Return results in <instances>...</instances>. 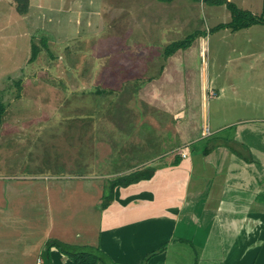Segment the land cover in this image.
Returning a JSON list of instances; mask_svg holds the SVG:
<instances>
[{"label": "rangeland", "instance_id": "1", "mask_svg": "<svg viewBox=\"0 0 264 264\" xmlns=\"http://www.w3.org/2000/svg\"><path fill=\"white\" fill-rule=\"evenodd\" d=\"M210 1L30 0L22 16L15 0H0V95L7 108L0 135V219L6 210V216L35 225L46 219L50 196L56 222H76L70 235H94L96 196L84 192V181L147 170L146 161L162 153L208 145L206 138L189 144L204 127L202 107L210 130L224 121V109L227 123L261 126L250 121L259 113L254 105L235 112L224 96L211 95L222 96L233 85L252 104L264 102V94H253L264 89V24L216 29L232 14ZM227 1L263 12V0ZM247 51L254 58L236 60ZM227 57L235 60L227 63ZM204 75L209 108L202 102ZM67 182L77 185L61 190ZM52 232H59L57 223ZM4 237L0 252L10 255ZM177 246L171 244L167 264H224L223 248L215 247L208 259L186 244ZM101 258L99 264H110ZM27 264H36L35 256Z\"/></svg>", "mask_w": 264, "mask_h": 264}, {"label": "crops", "instance_id": "2", "mask_svg": "<svg viewBox=\"0 0 264 264\" xmlns=\"http://www.w3.org/2000/svg\"><path fill=\"white\" fill-rule=\"evenodd\" d=\"M248 53L250 51L239 53L235 58H254V53L247 56ZM234 60L227 57L226 62L233 63ZM238 63L243 64L241 61ZM209 84L204 75L201 94L202 102L208 108L211 94ZM236 89L239 90L233 85L224 87L222 96H211L214 99L224 96L223 100L230 102L231 110L235 112L254 105L259 113L250 121L261 126H238L240 121L227 123L228 110L224 109V121L220 120L210 130L208 113L202 107L204 127L200 135L189 139V144L208 139L216 144L208 154L206 149L210 147L209 144H201L199 149L195 147V151L188 149L189 145L186 149L178 147L146 161V164L150 163L147 170L152 172L151 179L128 187H116L114 200L107 207L102 204L105 186L110 179L93 177L84 181V192L96 196V206L93 207L96 212L92 214L97 225L96 228L92 227L96 229L94 235L85 232L77 236L70 235L69 229L76 222L67 218L56 222L55 200L51 202L50 196L46 219L43 217L41 223L35 222V225L18 221L15 216L8 217L6 210L3 211L0 242L5 236L3 239L8 247L4 252L9 251L10 255L0 252V264H13L12 261L18 259L23 261L22 264H27L33 256L36 264H44L42 253L50 240L92 252L97 250L98 254L100 251L110 264H144L147 256L162 248L163 252L151 258L147 264H167L171 244L176 250H179L177 245L186 244L208 259L215 256V247L223 248L224 264L230 262L232 255L235 260L230 264H264V102L252 104L242 98V92L237 93ZM257 92L264 94V89H256L253 94ZM206 126L211 132L210 139L204 136ZM235 126L237 130L230 134L228 130ZM224 140L229 145L242 142L246 149L238 148L233 152L220 143ZM182 152H187L186 159L182 157ZM133 170L129 168L117 175L122 176ZM69 185L75 187L77 182L61 184V190ZM37 187L33 189L36 191ZM55 223L59 232L54 235L52 230ZM37 230L41 233H36ZM46 231L51 234H45ZM50 255L52 264H72L56 247L51 249ZM15 256L18 258L14 259Z\"/></svg>", "mask_w": 264, "mask_h": 264}, {"label": "trees", "instance_id": "3", "mask_svg": "<svg viewBox=\"0 0 264 264\" xmlns=\"http://www.w3.org/2000/svg\"><path fill=\"white\" fill-rule=\"evenodd\" d=\"M15 1H16V8L18 14L22 16L27 15L30 9V0H15ZM159 1L170 3L173 0H159ZM193 1L202 2L203 0H193ZM210 2L214 5H223V6L225 5L232 14V20L230 23L224 24L222 26H218L216 29L224 28V29H231L233 31H240L244 29H249L255 25L264 24V0H263V12L260 16L255 15L250 11L242 10L236 4L229 2L227 0H212ZM197 37H200V35H197ZM178 45L179 47H185V44H178ZM36 50L38 49L35 47L34 58L36 57V52H37ZM6 114H7V108L0 95V135ZM220 143L224 144L225 147L231 148L233 152L237 151L236 149L237 147H240L242 149L244 148L243 144L238 142L230 143L229 145V143H227L224 140V141H220ZM214 144L211 142L209 143L208 146L210 147H207L206 154H208V151L210 152L212 150ZM151 177H152V172H148V170L138 169L131 171L127 174H124L122 176H118L110 179L109 184L105 186V193L103 197L104 200L103 205L105 204L104 207H107L108 203L114 200L113 195L116 187L118 186L128 187L134 183H139L142 180L145 179L149 180L151 179ZM54 247H56L63 255L68 257L72 261V264H99L102 261L101 256L104 255L100 251L99 254L93 253L89 249H82L77 246H71L60 242H56L54 240H50L46 243L42 253V259L45 262L44 264H52L50 252L51 249ZM163 250L164 248L156 252H152L149 256L145 258L144 263H147L151 258L163 252Z\"/></svg>", "mask_w": 264, "mask_h": 264}, {"label": "built area", "instance_id": "4", "mask_svg": "<svg viewBox=\"0 0 264 264\" xmlns=\"http://www.w3.org/2000/svg\"><path fill=\"white\" fill-rule=\"evenodd\" d=\"M204 136H205V137H210V136H211V132H210V130H209L208 128L205 129V131H204ZM181 155H182V157H183L184 159H186L187 156H188L187 152H182Z\"/></svg>", "mask_w": 264, "mask_h": 264}]
</instances>
